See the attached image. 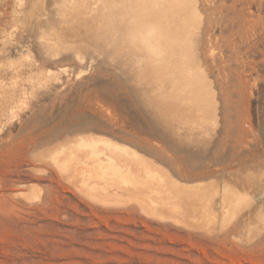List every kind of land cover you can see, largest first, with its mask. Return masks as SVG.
I'll use <instances>...</instances> for the list:
<instances>
[{"label":"rangeland","instance_id":"374dc122","mask_svg":"<svg viewBox=\"0 0 264 264\" xmlns=\"http://www.w3.org/2000/svg\"><path fill=\"white\" fill-rule=\"evenodd\" d=\"M66 1L0 0V264H264V0H202L206 10L217 6V58L241 53L247 86L242 97L235 93L241 103L233 124L181 143L163 134L138 97L135 82L151 84L149 75L128 71L125 58L105 47L79 40L87 45L82 48L67 28L73 19L48 31ZM113 8L100 5L92 12L105 13L90 24L101 26L98 39H104L100 31L116 30ZM71 10L65 8V17ZM43 34L61 38V51L47 53ZM231 41L242 48L234 50ZM103 137L141 150L185 186L230 188L240 197L227 206L218 195L203 197L202 205H190L192 218L182 209L188 205L178 211L164 204L166 214L157 216L133 199L111 193L101 199L76 184L86 176H79L75 167L83 164L69 151L84 139ZM143 170L135 173L147 182L152 172Z\"/></svg>","mask_w":264,"mask_h":264},{"label":"bare ground","instance_id":"6f19581e","mask_svg":"<svg viewBox=\"0 0 264 264\" xmlns=\"http://www.w3.org/2000/svg\"><path fill=\"white\" fill-rule=\"evenodd\" d=\"M66 2H63V7H60V10L65 11V8L68 7L69 10L72 9L70 12L76 11V13L72 12V15L67 18L63 11L60 13V17L51 18L49 26H47L48 31L56 28L59 22L60 25L63 21L68 22L73 19V25L67 26L68 29L74 30L72 32L75 35L72 36L74 37L73 40L77 36L80 39L77 40L76 38V40L86 41L84 44H87L88 47L90 45L102 46V49L106 48L109 54L115 53L124 57L125 59H123L127 62L125 67L127 68V65L130 67L129 70L127 69L128 71L132 70L136 71V73L144 71L149 75L151 81L153 80L152 83L148 84L146 82L147 85L140 80L136 81V92L139 95L138 97L141 98L140 101L143 104L145 103L144 106L147 104L149 107L146 108L145 106V108L161 124V131L167 138L173 139L178 137L179 143L181 141L200 140L203 138L201 136H205V133L212 126H229L234 123V113L239 112L241 103L240 98H237L235 93H239L240 97H242L247 86V79L245 77L246 61L240 56L241 53L238 56L230 55L223 60L217 58V47L214 45V34L217 29H215L214 18H212L216 13L217 6L206 10L202 0H68ZM100 5H112L114 7L112 15L117 25L116 30L112 34L108 32L103 34L100 31L104 39H98L96 36V32L98 33L101 26L90 25L93 23L92 21H94L93 18L95 16L105 15L104 12L93 15L94 9ZM235 17L236 19L239 18ZM75 21L76 23H74ZM87 22L88 24H86ZM243 22L244 20L242 19L241 23L243 24ZM54 31H57L56 33L60 32V30ZM52 35L57 34H53L52 32ZM57 38L50 35L42 36L45 50H48L47 53H57L54 49L59 50L58 46L63 44L59 40L61 38ZM65 38L67 39V37ZM66 39L64 40L67 44ZM81 41H79V44ZM228 44L234 50L242 48V44L237 41H231ZM67 45L73 46L72 44ZM87 45H84V47L86 46L85 48H87ZM65 46H62V48ZM81 47L84 48L83 44ZM209 50H211L210 53L208 52ZM233 63H238V65L234 66ZM125 67L123 66V69ZM215 69L219 71V75L226 78L225 84L221 85L218 82V78L214 75ZM233 73L237 75L235 79L232 78ZM144 78L142 81H144ZM225 133L226 135L230 134L229 131ZM242 134L244 135V131H242ZM111 139L103 137L97 142H89L84 139L80 143H77L78 145L71 146L72 151H69V154L77 162L80 161L83 164L75 167V170L81 173L79 176L81 178L86 176L83 179L84 184H79L80 181H77L79 179L76 178L78 171H75V176L73 177L76 178V184L80 188L84 185L82 189L88 187L87 190H84L88 192V189H90L93 193L92 195L101 196L102 199V196L111 193L122 197V199L125 197V199H133L135 202L142 204L146 211L154 213V215L157 214V216L163 212L165 213L167 210V208H164L165 205L172 206V208H176L177 210L184 207V205H188L189 207L187 206L182 209L189 217L192 215L191 212L195 207L194 205H202L201 201L203 197L212 201L211 199L218 195L224 206L231 205V202L237 197H235L234 191H231L230 188H223L222 192H219L217 189L202 192V186L200 185L185 186L170 172L162 169L160 163V166L159 164L156 165L144 157L143 153L140 154L139 151L141 150L137 151L130 145ZM63 151L66 152V150ZM67 156L65 157L69 158ZM64 160L62 161L64 162ZM65 162L62 165L65 166V169H68V161L67 163ZM137 169L139 171L144 169L145 171L152 172L150 174L152 180L148 177L149 180L146 182L147 178L144 174L143 177L136 175ZM66 171L68 172L69 170ZM70 173L68 175L72 177ZM137 173L139 174V172ZM140 174L142 173L140 172ZM235 179L238 180L236 182L242 183V176L239 173L235 174ZM80 180L82 181V179ZM183 180H186V178H183ZM108 196L110 198L111 195ZM192 204H194L193 208H191ZM203 204L206 203L203 202ZM169 206L166 207L169 208ZM196 209L194 213L197 212ZM203 209L205 208L203 207ZM180 212H177V214ZM200 213L203 212L201 211ZM224 213L226 212L224 211ZM213 214L211 215L217 218ZM205 217L203 215L202 219H205ZM209 218L211 219L212 217ZM207 219L206 217L204 226L208 223ZM188 220L190 219L188 218ZM199 221H201V218H199Z\"/></svg>","mask_w":264,"mask_h":264}]
</instances>
